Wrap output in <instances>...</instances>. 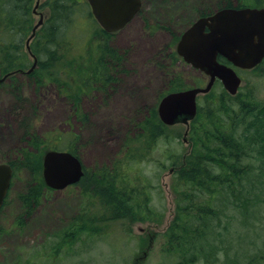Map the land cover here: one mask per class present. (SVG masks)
I'll use <instances>...</instances> for the list:
<instances>
[{
	"label": "trees",
	"instance_id": "1",
	"mask_svg": "<svg viewBox=\"0 0 264 264\" xmlns=\"http://www.w3.org/2000/svg\"><path fill=\"white\" fill-rule=\"evenodd\" d=\"M13 1L21 3V0H9L13 8L12 16L17 20L20 10L14 8ZM248 6L251 5L234 6L229 1L218 10ZM252 6H264V0H254ZM4 8L5 0H2L1 73L27 71L31 67V58L24 41L31 32L18 31L16 26L7 29L3 19ZM78 10L85 12L86 18H77ZM207 14L203 12L200 16ZM81 20L87 22L89 27L84 31L85 34L82 35L80 30L74 35L73 28ZM111 38L113 35L104 31L95 20L87 1L52 0L51 17L31 43V50L39 60L38 67L23 76L31 79L37 87L54 82L62 93L70 95L77 111L82 96L94 91L107 92L118 80L116 75L121 72L124 56L113 47ZM79 44L81 51L76 53ZM220 60L225 62L221 57ZM169 74L170 88L166 94L192 88L182 73L173 71ZM11 79L13 89L19 92H16L19 98L22 97L23 87L17 84L18 77L11 76ZM193 84L202 87L203 80L196 78ZM247 87L240 88L238 94L232 96L220 83L215 84L209 94L201 97L197 116L191 122L187 135L191 146L189 153L183 152V149H179L178 153L172 152L169 144L165 143L162 146L166 153L165 160L154 161L161 168L172 169L170 189L176 209L164 238L167 251L181 257L178 264H195L199 257L208 263L211 262L209 258L217 262L222 251L227 257L229 249L218 250L215 242L212 244L213 234L216 235V242H224L222 231L219 230L224 210L231 207L234 213L243 214L244 222H248L249 205L261 201V194L255 193V188L257 183H264V102L257 100ZM218 88L221 90H216ZM79 114L82 121L88 118L85 113ZM17 116L26 146L19 149L15 159L8 163L14 170V177L23 171L29 175L16 195L21 209L15 223L17 228L23 229L45 195L52 191L47 188L42 176L43 155L49 149H57L61 144L58 141L62 138L57 137V141L52 144L49 137L36 133L33 124L29 125L30 119ZM181 127L165 125L156 108L152 109L149 116L138 125V134L129 135L125 147L111 164L89 170L84 168V177L74 186L79 189L82 198L80 211L61 232L65 238L78 239L83 233L93 236L101 234L103 227L112 221H122L126 226L148 222L162 224L164 213L154 204L153 180L145 175L142 163L150 164L160 141L174 143L180 139ZM72 136V143L67 150L82 160L76 145L80 137ZM249 160L259 162L260 166L245 165ZM227 228L223 227V230ZM260 257L262 254L257 253L246 264H259ZM233 264H240L237 257Z\"/></svg>",
	"mask_w": 264,
	"mask_h": 264
},
{
	"label": "rangeland",
	"instance_id": "2",
	"mask_svg": "<svg viewBox=\"0 0 264 264\" xmlns=\"http://www.w3.org/2000/svg\"><path fill=\"white\" fill-rule=\"evenodd\" d=\"M229 1L234 6L254 4V0H143L140 17L111 38L113 47L124 56L117 82L107 92L94 91L82 96L77 111L70 95L62 93L54 82L37 87L31 79L17 75V84L23 87L20 98L12 81L0 83V164L15 159V153L26 146L17 115L30 119L29 125L33 124L36 133L49 137L52 144L61 137L58 150H67L72 134L79 135L76 145L86 170L111 164L125 147L129 135L138 134V125L149 116V111L156 108L158 112L159 102L170 88L169 72L182 73L192 87L196 78L202 79L205 86L208 78L182 61L176 52L177 43L200 13H213ZM77 15L86 18L81 10ZM80 22L73 28L74 35L80 30L85 34L89 27L84 20ZM79 46L76 53L81 51ZM239 75L243 80L241 88L248 85L255 98L264 102V63L254 72L240 71ZM79 112L88 118L80 120ZM181 128L180 139L174 143L160 141L150 164L142 163L145 175L153 180L154 204L164 213L162 224L126 226L122 221H112L103 227L101 234L83 233L78 239L65 238L61 232L77 216L82 202L79 189L73 186L47 193L25 227L17 228L15 221L21 207L16 195L29 177L23 171L14 177L7 204L0 213V264H178L181 257L167 251L164 238L176 209L170 189L172 169L161 168L154 161L165 160L166 153L162 150L165 143L172 152L183 149L189 153L187 128L184 125ZM246 164L260 166L253 160ZM255 189V193L261 194V201L249 205L248 222H244L243 214L234 213L230 207L221 216L219 230L224 242H216V235L212 236V244L215 242L218 250L229 249L227 257L222 251L217 262L209 258L212 263H208L199 257L195 264H233L235 257L240 264H246L257 253L262 254L259 264H264V183H257ZM243 197L247 198L244 194Z\"/></svg>",
	"mask_w": 264,
	"mask_h": 264
},
{
	"label": "water",
	"instance_id": "3",
	"mask_svg": "<svg viewBox=\"0 0 264 264\" xmlns=\"http://www.w3.org/2000/svg\"><path fill=\"white\" fill-rule=\"evenodd\" d=\"M87 1L99 24L108 32L123 29L142 7L141 0ZM40 24L35 27L33 35ZM177 52L187 63L210 76L204 88L170 93L159 104L158 113L164 124L189 126L197 115L198 95L209 93L217 79L229 93L235 95L241 85L235 68L253 69L264 60V8H232L198 19L182 35ZM219 56L232 65L219 62ZM36 65L35 59L31 70ZM83 176L82 161L73 153L57 150L45 153L43 177L48 187L63 190L79 183ZM12 178V167L7 163L0 164V209L10 190Z\"/></svg>",
	"mask_w": 264,
	"mask_h": 264
},
{
	"label": "flooded vegetation",
	"instance_id": "4",
	"mask_svg": "<svg viewBox=\"0 0 264 264\" xmlns=\"http://www.w3.org/2000/svg\"><path fill=\"white\" fill-rule=\"evenodd\" d=\"M48 1V4H46L47 0H21V3L13 1L12 4L14 5V8L16 10H20V16H18L16 20L12 16L11 10L13 8L10 7L11 4L9 3V0H5V12H3V19L5 21L6 28L9 29L16 26L18 31L32 33L35 27L42 22V25L37 30L38 32L40 28L46 23L47 19L51 17L52 0ZM35 37L32 39V41L35 39ZM26 40H28V38ZM25 43H27V41H25ZM19 74L24 75V72H19ZM15 75L17 74L13 73L5 80L12 81L11 76Z\"/></svg>",
	"mask_w": 264,
	"mask_h": 264
},
{
	"label": "bare ground",
	"instance_id": "5",
	"mask_svg": "<svg viewBox=\"0 0 264 264\" xmlns=\"http://www.w3.org/2000/svg\"><path fill=\"white\" fill-rule=\"evenodd\" d=\"M68 21V20H67ZM5 24V23H4ZM3 30V29H2ZM7 30V29H6Z\"/></svg>",
	"mask_w": 264,
	"mask_h": 264
}]
</instances>
